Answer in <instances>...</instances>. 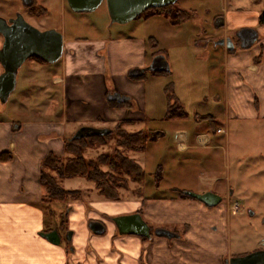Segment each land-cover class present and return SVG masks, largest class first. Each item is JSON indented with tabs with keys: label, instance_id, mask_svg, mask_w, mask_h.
<instances>
[{
	"label": "crops",
	"instance_id": "crops-1",
	"mask_svg": "<svg viewBox=\"0 0 264 264\" xmlns=\"http://www.w3.org/2000/svg\"><path fill=\"white\" fill-rule=\"evenodd\" d=\"M191 1L180 9L194 15L182 23L158 13L145 17V34L136 26L128 34L118 31L83 47L73 45L82 42L78 38H69L72 44L64 48L61 61L63 75L52 79V84H62L61 118L0 119V155L10 156L0 160V264H224L222 257L229 252L224 222L230 205L221 200L208 206L179 195L190 190L221 197L219 189L214 190L217 181L204 189L197 181L187 184L192 179L188 175L180 177L184 184L173 185L175 193L167 196L150 197L140 190L109 200L93 191L67 202L43 201L40 182L41 160L50 154L62 156L65 141L79 128L113 129L121 121L128 132L150 130L161 136L170 130L176 152L186 154L196 147L208 151L204 171L218 178L214 150L222 129L230 130L233 120L264 121V5L260 0ZM242 29L256 33L246 48L238 38ZM221 38H230L233 48L214 45ZM158 54L168 62L167 72L129 75ZM168 83L184 116L166 117ZM211 101L214 110L208 106ZM191 161L171 157L167 164L155 163L161 175L167 169L164 164L180 166L184 174L194 165ZM139 163L142 168L147 164ZM133 213L147 223L149 237L118 233L113 218ZM91 221L103 226L101 233L89 229ZM52 230L57 243L42 235Z\"/></svg>",
	"mask_w": 264,
	"mask_h": 264
},
{
	"label": "rangeland",
	"instance_id": "rangeland-1",
	"mask_svg": "<svg viewBox=\"0 0 264 264\" xmlns=\"http://www.w3.org/2000/svg\"><path fill=\"white\" fill-rule=\"evenodd\" d=\"M38 2L26 11L22 8L21 0H1L0 14L6 17L20 13L27 23L38 30L54 29L60 32L64 48L72 44L69 38H78L82 42H76L73 45L83 47L93 45L92 41L95 38L106 40L118 31L128 34L136 26L141 28L140 33L145 34L148 31V28L143 27L146 24V13L140 14L125 24L111 23L106 0L90 12H74L65 0ZM185 3H189V0H177L171 5V9H178ZM190 3H192L191 0ZM260 5H264V0H260ZM230 36L233 35L230 34ZM1 41L0 37V43ZM65 57L63 50L61 57L54 63L41 62L35 58L26 59L18 69L15 89L5 103L0 102V119L23 121L26 117L32 119L34 116H40L46 120L60 119L63 111L62 84H52V79L63 75L61 61ZM208 106L214 110L216 104L211 101ZM45 107L47 111L42 112L45 111ZM201 107L204 108V104ZM191 124L194 123L191 122ZM222 131L219 136L220 146L214 150L217 179L213 173L204 171L207 169L203 158L208 151L196 147L194 151L186 154L176 152L172 148L171 131L164 129V134L156 139V142H149L143 151L127 153L139 165V162L147 164L143 166L144 176L140 187L130 182L127 189L129 191L121 190V196L123 193V198L128 197L130 191H135L137 195V188L150 197L167 196L171 192L175 193L172 191L173 185L184 184L180 177L185 178L188 175L192 179L191 183L188 179L187 184L197 181L204 189L217 181L219 187H215L214 190L219 189L222 202L228 206L234 202L237 203L236 209L228 210L224 222L226 244L229 250L227 257H222L225 263L228 258L242 256L255 250H264V243L255 245L261 240L264 241V121L233 120L230 122V130L224 128ZM113 148L114 139L112 138L104 145L86 149L84 156L92 158L98 153L109 152ZM65 155L64 152L62 156ZM171 157L180 161L191 158L194 167L191 166L189 170L187 168L186 173L180 174L182 169L180 166L170 168L169 165H165ZM157 161L158 164L165 161L163 169L165 166L167 169L163 170L162 175L161 167L158 170ZM170 169L173 173L167 171ZM174 173L177 174L179 181H176ZM161 176L164 178L162 179ZM219 178L221 180H218ZM58 182L63 188L80 190L84 197H88L95 191L93 184L83 178H62L58 179ZM50 215L47 212V218H50Z\"/></svg>",
	"mask_w": 264,
	"mask_h": 264
},
{
	"label": "water",
	"instance_id": "water-1",
	"mask_svg": "<svg viewBox=\"0 0 264 264\" xmlns=\"http://www.w3.org/2000/svg\"><path fill=\"white\" fill-rule=\"evenodd\" d=\"M69 8L74 12H90L95 10L103 0H65ZM177 0H106L108 15L111 23L125 24L137 18L148 9L163 8L172 5ZM0 35L3 38L0 47V102L5 103L15 89L16 77L19 67L26 59L32 56L39 57L47 63H54L63 53V39L60 32L54 29L38 30L25 21L20 13L8 21L0 17ZM256 37L253 30L242 29L238 32L241 47H248ZM214 45L233 48L230 38L219 39ZM169 65L162 54L155 55L150 64L143 69H133L130 76H140L145 71L167 72ZM114 96V95H113ZM115 97V96H114ZM112 98V96H109ZM116 98V97H115ZM88 128L92 131H86ZM109 133L106 128L81 127L71 139L83 136H104ZM185 195L197 199L208 206L221 201V197L213 192L194 193L185 191ZM115 227L120 234H135L141 237H149V226L141 218L140 214L116 216L113 218ZM93 233H101L103 226L99 222L91 221L88 224ZM162 234L164 231H158ZM50 242L57 243L59 238L55 230L42 234ZM170 236V235H169ZM225 264H264V250H255L242 256L227 259Z\"/></svg>",
	"mask_w": 264,
	"mask_h": 264
},
{
	"label": "trees",
	"instance_id": "trees-1",
	"mask_svg": "<svg viewBox=\"0 0 264 264\" xmlns=\"http://www.w3.org/2000/svg\"><path fill=\"white\" fill-rule=\"evenodd\" d=\"M163 12L171 19V22L178 24L191 19L194 15L192 10L171 9V5L163 8H153L144 11L142 14H158ZM263 22V16L260 18ZM150 47L155 49L153 38H149ZM32 58L44 62L39 57ZM154 73V72H152ZM140 78V77H134ZM167 98L166 117L184 116L185 111L176 100L173 94V86L168 83L164 87ZM112 104V103H111ZM115 105V104H113ZM117 105L127 106V103ZM205 118V117H200ZM124 122H118L109 133L104 136H83L77 139H68L64 144L65 156L47 155L40 162V182L44 189L43 201L67 202L78 200L82 192L80 190H68L63 188L58 179L62 178H83L93 184L96 193L109 200H118L121 197V190H127L129 183H142L144 170L133 157L127 153L143 151L149 142L159 138V132L150 130H139L128 132L123 129ZM97 129V128H96ZM86 131H92L85 128ZM114 139V148L109 152L98 153L92 158L84 156L86 149L97 145H104L109 139ZM10 156L1 154L0 160H6ZM140 189L137 188L138 194ZM180 197H189L183 192Z\"/></svg>",
	"mask_w": 264,
	"mask_h": 264
},
{
	"label": "flooded vegetation",
	"instance_id": "flooded-vegetation-1",
	"mask_svg": "<svg viewBox=\"0 0 264 264\" xmlns=\"http://www.w3.org/2000/svg\"><path fill=\"white\" fill-rule=\"evenodd\" d=\"M1 1V0H0ZM2 1H5V0H2ZM22 1V8H25V10L26 11H28L29 9H30V7L33 5V4H35L36 2H38V1H42L43 2V0H21ZM38 3H40V2H38ZM16 15V14H15ZM15 15H13V16H2L1 14H0V17H3L4 19H6L7 21L10 19V18H14L15 17ZM1 37V36H0Z\"/></svg>",
	"mask_w": 264,
	"mask_h": 264
},
{
	"label": "built area",
	"instance_id": "built-area-1",
	"mask_svg": "<svg viewBox=\"0 0 264 264\" xmlns=\"http://www.w3.org/2000/svg\"><path fill=\"white\" fill-rule=\"evenodd\" d=\"M199 143L202 144V141L199 140ZM233 207H236V204H234Z\"/></svg>",
	"mask_w": 264,
	"mask_h": 264
}]
</instances>
